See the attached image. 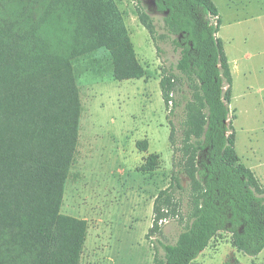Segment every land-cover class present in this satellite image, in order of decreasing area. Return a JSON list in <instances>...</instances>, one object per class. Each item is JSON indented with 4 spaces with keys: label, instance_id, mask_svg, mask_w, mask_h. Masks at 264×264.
<instances>
[{
    "label": "trees",
    "instance_id": "16d2710c",
    "mask_svg": "<svg viewBox=\"0 0 264 264\" xmlns=\"http://www.w3.org/2000/svg\"><path fill=\"white\" fill-rule=\"evenodd\" d=\"M156 3L180 51L163 72L162 98L170 114L183 108L184 121L181 173L157 196L151 233L184 191L181 174L193 209L175 244L158 240L163 254L157 249L154 264H192L223 233L238 252L257 256L264 251V187L236 150L218 8L213 0ZM140 20L155 33L149 15ZM101 50L116 81L146 76L114 0H0V264L81 262L88 223L61 213L83 112L74 62ZM137 148L147 151L148 141ZM157 166L152 154L139 170Z\"/></svg>",
    "mask_w": 264,
    "mask_h": 264
},
{
    "label": "rangeland",
    "instance_id": "374dc122",
    "mask_svg": "<svg viewBox=\"0 0 264 264\" xmlns=\"http://www.w3.org/2000/svg\"><path fill=\"white\" fill-rule=\"evenodd\" d=\"M151 1L114 0L146 71L143 79L116 81L105 50L74 62L83 112L61 213L88 223L80 264H154L157 249L163 254L158 240L175 244L190 223L191 186L181 174L184 191L176 194L157 234L151 233L155 200L170 187L173 172L181 173L184 121L183 108L170 114L173 106L167 108L162 98L163 72L176 65L180 51L165 30L164 13ZM213 2L222 21L218 37L232 68L236 150L264 187V0ZM142 14L151 17L154 34L142 24ZM143 140L145 152L137 148ZM152 154L158 156L157 168L141 172ZM230 239L227 233L215 238L192 264H264V251L245 255Z\"/></svg>",
    "mask_w": 264,
    "mask_h": 264
},
{
    "label": "flooded vegetation",
    "instance_id": "af4514ba",
    "mask_svg": "<svg viewBox=\"0 0 264 264\" xmlns=\"http://www.w3.org/2000/svg\"><path fill=\"white\" fill-rule=\"evenodd\" d=\"M151 3H152V5H153V7H154V8H157L158 11L160 12V10H159V8H158V6H157L156 0H152Z\"/></svg>",
    "mask_w": 264,
    "mask_h": 264
},
{
    "label": "crops",
    "instance_id": "0c3cea01",
    "mask_svg": "<svg viewBox=\"0 0 264 264\" xmlns=\"http://www.w3.org/2000/svg\"><path fill=\"white\" fill-rule=\"evenodd\" d=\"M235 67H236V65H235Z\"/></svg>",
    "mask_w": 264,
    "mask_h": 264
}]
</instances>
